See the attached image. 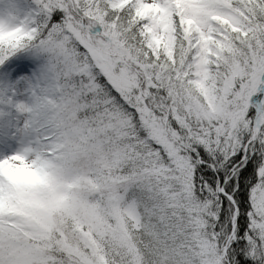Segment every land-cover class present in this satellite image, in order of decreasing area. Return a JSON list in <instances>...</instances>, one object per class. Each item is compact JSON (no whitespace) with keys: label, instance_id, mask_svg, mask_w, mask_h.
Masks as SVG:
<instances>
[{"label":"snow or ice","instance_id":"snow-or-ice-1","mask_svg":"<svg viewBox=\"0 0 264 264\" xmlns=\"http://www.w3.org/2000/svg\"><path fill=\"white\" fill-rule=\"evenodd\" d=\"M34 49L60 79L29 107ZM0 85V264H264V0H30Z\"/></svg>","mask_w":264,"mask_h":264},{"label":"rangeland","instance_id":"rangeland-1","mask_svg":"<svg viewBox=\"0 0 264 264\" xmlns=\"http://www.w3.org/2000/svg\"><path fill=\"white\" fill-rule=\"evenodd\" d=\"M30 0H0V19L11 21L23 18L28 11ZM59 81L57 70L46 64L34 65L29 73L25 74L17 84L18 95L29 107L47 96ZM16 86L0 85V138H8L16 130L17 120L23 124V116L11 111L8 107V93Z\"/></svg>","mask_w":264,"mask_h":264},{"label":"trees","instance_id":"trees-1","mask_svg":"<svg viewBox=\"0 0 264 264\" xmlns=\"http://www.w3.org/2000/svg\"><path fill=\"white\" fill-rule=\"evenodd\" d=\"M29 58L34 61V65H40V64H46L48 67L52 68L53 70H57L55 67V62L54 60L50 57V55L42 50H31L30 52V56ZM58 72V70H57ZM58 78L60 79L59 76V72H58ZM224 165H221V171H220V175L223 177L226 175V173L224 172ZM237 174L235 172H233V177H235ZM243 183L248 186V188H251V186L253 184L256 183V178L253 175H249L246 178H244ZM84 211H87L89 213H97L98 211H100L98 209V207L96 205H92L91 207L88 208H84ZM84 239H87V237H85ZM105 241L106 243L102 245V250L104 252L109 253L110 255L115 254L119 248H120V239H113L111 234H109L108 236L105 237ZM80 247L84 250V251H88V249L83 247V243H80ZM117 259H119V257L117 256Z\"/></svg>","mask_w":264,"mask_h":264},{"label":"clouds","instance_id":"clouds-1","mask_svg":"<svg viewBox=\"0 0 264 264\" xmlns=\"http://www.w3.org/2000/svg\"><path fill=\"white\" fill-rule=\"evenodd\" d=\"M69 103H71V101H69ZM102 110H103V109H102V106H101L100 111H102ZM82 115H83V114H82ZM88 115H89V117L91 118L92 113H88ZM95 123H96L97 126H100V125L102 124V121L99 120V116H97V119H96ZM109 147H110V146H109L107 143H105V149L107 150Z\"/></svg>","mask_w":264,"mask_h":264}]
</instances>
